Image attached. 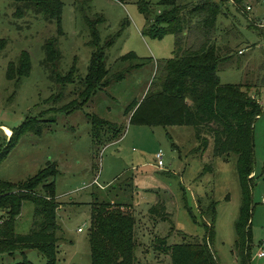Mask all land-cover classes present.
I'll use <instances>...</instances> for the list:
<instances>
[{
  "label": "rangeland",
  "instance_id": "374dc122",
  "mask_svg": "<svg viewBox=\"0 0 264 264\" xmlns=\"http://www.w3.org/2000/svg\"><path fill=\"white\" fill-rule=\"evenodd\" d=\"M62 1V33H59L55 20L44 12L24 10L18 16L15 0H0V39L7 41L0 51V152L9 138L3 126L15 129L28 116L41 115L46 119L40 133L26 132L0 162V180L20 183L48 164L56 167L55 193L61 203L57 210L61 236L58 264H92L89 229L95 196L132 203L134 208L129 210L137 217L138 264H171L169 254L162 251L166 244L183 242L186 236L203 238L207 232L205 222L210 223L211 219L202 214L198 199L211 198L216 204L214 248L222 264H241L235 246L242 194L237 155H214L212 139L201 154L197 151L199 140L193 126L136 125L125 115L126 108L144 96L158 61L174 55L175 36L157 38L146 32L140 0ZM146 1L158 10L162 0ZM248 5L252 10H247ZM225 7V13L219 17L217 40L222 48L229 45L234 51L221 64L220 79L223 83L256 85L264 107V35L259 33L260 23H264V0H243L242 11L237 10L232 0L226 1ZM86 10L105 16L106 21L99 26L102 43L115 37L106 49L111 73L131 63L120 60L129 53L135 56V68L85 102L81 96L82 81L93 53L83 15ZM52 37L57 38L62 53L57 69L45 63V43ZM239 48L246 49L245 53L238 54ZM23 51L29 52L32 67L29 75L17 83L7 77V71L9 63L17 62ZM73 67L72 82L59 94V76H66ZM74 99L82 103L75 109H65ZM91 115L120 124L121 137L106 145L97 140L94 143ZM254 138L250 264H264V256H258L264 246V111L255 121ZM160 151L163 155L157 157ZM208 165L211 170L206 169ZM123 175L132 177V193L114 189L109 192L111 184H125ZM162 201L169 214L165 219L150 214L152 207ZM34 209L32 202L24 203L17 221L18 233L30 231ZM160 239L166 243L161 244ZM24 252L34 264H47L37 249ZM23 257L19 251L14 254L0 251V264H16Z\"/></svg>",
  "mask_w": 264,
  "mask_h": 264
},
{
  "label": "trees",
  "instance_id": "16d2710c",
  "mask_svg": "<svg viewBox=\"0 0 264 264\" xmlns=\"http://www.w3.org/2000/svg\"><path fill=\"white\" fill-rule=\"evenodd\" d=\"M226 1L228 0H162L158 3V10L154 9L151 2L139 1V10L146 17V32L157 38L173 34L176 39L175 50L171 58L158 61L145 96L141 101H133L126 108L125 115H130V123L136 125L193 126L199 140L197 151L201 154L207 150L212 139L214 155H237L242 194L235 224V246L241 264H250L256 166L254 124L264 107L259 101L256 85L223 83L220 79L221 64L228 61L234 51L229 45L222 48L217 40L218 21L227 8ZM232 1L237 10L242 11L243 0ZM15 2L19 6L16 15H23L24 10L44 12L55 20L59 33H62V0ZM83 15L90 30L88 45L93 48L88 73L82 81L84 89L81 96L82 101L86 102L111 81L120 80L129 74L135 68V56L132 53L123 55L120 60H130L131 63L118 72L111 73L112 68L106 63V49L114 43L115 37L104 43L101 41L99 26L106 21L105 16L87 10L83 11ZM259 33L264 35V26H261ZM6 44V40L0 39V51ZM45 52V63L57 69L62 53L56 37L47 40ZM31 67L30 54L23 51L17 62L9 63L7 77L18 83L29 75ZM74 75L75 67L66 76H59V94L64 93ZM81 103L74 99L64 107L75 109ZM89 118L94 143L97 140L99 144L106 145L121 136L123 127L120 124L101 119L97 115ZM45 120L41 115L28 116L20 126L12 129L7 145L0 152V162L26 132L40 133ZM206 169L211 170V165L206 166ZM56 175V167L48 164L20 183L0 180V251L10 254L19 251L24 257L16 264H34L25 256L24 251L27 249L40 251L47 264H58L61 236L58 234L60 226L57 223V210L61 203L55 193ZM123 176L125 184L116 186L113 183L108 188L109 192L114 189L115 192L132 193V177ZM27 201L35 206L33 224L28 233H18L17 219ZM198 204L202 214L211 219L210 223L205 222L207 232L203 238L186 236L183 242L166 244L162 251L169 254L171 264H222L214 248L215 201L208 197L200 198ZM130 208H134L130 202H112L94 197L89 229L92 264H138L137 217ZM150 214H156L161 219L167 218L169 214L165 202L154 205ZM160 243L164 245L166 240L160 239Z\"/></svg>",
  "mask_w": 264,
  "mask_h": 264
},
{
  "label": "crops",
  "instance_id": "0c3cea01",
  "mask_svg": "<svg viewBox=\"0 0 264 264\" xmlns=\"http://www.w3.org/2000/svg\"><path fill=\"white\" fill-rule=\"evenodd\" d=\"M224 19H225V18H224ZM218 23H221V22L218 21ZM226 32H227V30H226ZM222 41H223V39H222ZM224 43H225V42L223 41V44H224ZM218 45H219V44H218ZM224 45H227V44H224ZM240 50H243V52L240 53ZM245 51H246V49H244V48H239V49H238V54H244ZM152 79H153V78H152ZM151 81H152V80H151ZM151 81H150V83H151ZM150 83L148 84V87H149ZM148 87H147V89H148ZM147 89H146V92H147ZM146 92H145V94H146ZM145 94H144V96H145ZM144 96H143V97H144ZM143 97H142L141 99H139V101H141V100L143 99ZM128 120L130 121V115L128 116ZM173 126H174V125H173ZM3 128H4L3 131L5 132V134L10 138V136L12 135V130H11L10 128L6 127V126H3ZM6 129H9V130H10V134H8V132H7ZM120 137H121V136H120ZM120 137H119V138H120ZM9 138H8V139H9ZM116 140H117V139H116ZM116 140H115V141H116ZM115 141H113V142H115ZM60 207H61V204H60ZM60 207H59V208H60ZM59 208H58V209H59ZM20 215H21V214H20ZM20 215H19V216H20ZM17 221H18V219H17Z\"/></svg>",
  "mask_w": 264,
  "mask_h": 264
},
{
  "label": "built area",
  "instance_id": "2783aa9c",
  "mask_svg": "<svg viewBox=\"0 0 264 264\" xmlns=\"http://www.w3.org/2000/svg\"><path fill=\"white\" fill-rule=\"evenodd\" d=\"M247 10H252V6L251 5H248L247 6ZM261 24V26L263 27L264 26V23L262 24V23H260ZM241 52H243V50H240V53ZM162 152L160 151L159 153H157V157H162ZM262 202L264 203V197H263V199H262ZM79 230H81V228H79ZM258 256L259 257H263L264 256V246H263V248L262 249H260V251H259V253H258Z\"/></svg>",
  "mask_w": 264,
  "mask_h": 264
},
{
  "label": "bare ground",
  "instance_id": "6f19581e",
  "mask_svg": "<svg viewBox=\"0 0 264 264\" xmlns=\"http://www.w3.org/2000/svg\"><path fill=\"white\" fill-rule=\"evenodd\" d=\"M6 130H7L8 134H10V130L9 129H6Z\"/></svg>",
  "mask_w": 264,
  "mask_h": 264
}]
</instances>
